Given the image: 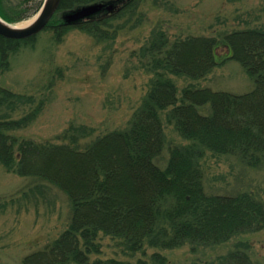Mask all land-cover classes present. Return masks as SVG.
I'll return each instance as SVG.
<instances>
[{"label":"trees","instance_id":"trees-1","mask_svg":"<svg viewBox=\"0 0 264 264\" xmlns=\"http://www.w3.org/2000/svg\"><path fill=\"white\" fill-rule=\"evenodd\" d=\"M34 1L22 0L21 5ZM136 1L61 0L57 11L63 15L90 3L102 6L77 22L63 18L55 31L59 35L65 27L78 25L94 38L107 40L110 33L103 25L132 10ZM0 16L12 22L25 18L27 11L16 18L5 16L0 4ZM55 22L53 16L46 27ZM143 50L144 66L153 77L128 126L84 145L80 140L85 133L71 129L61 143L17 135L41 112L44 100L26 98V105L36 107L15 118L23 97L0 87V166L56 187L71 206L66 228L21 264H176L161 251L221 245L264 228L260 199L246 192L208 194L199 164L207 151L235 156L251 168L264 165V29L180 36L170 42L165 31L156 28ZM228 60L239 63L252 79L251 91L231 94L193 85L180 89L175 82L182 77L204 79ZM165 125L188 144L166 147ZM165 148L168 156L160 167ZM106 238L114 244L113 256L104 254ZM146 251H152L147 260L131 261ZM203 264L253 262L248 248L237 244Z\"/></svg>","mask_w":264,"mask_h":264},{"label":"rangeland","instance_id":"rangeland-1","mask_svg":"<svg viewBox=\"0 0 264 264\" xmlns=\"http://www.w3.org/2000/svg\"><path fill=\"white\" fill-rule=\"evenodd\" d=\"M43 1L23 7L22 0H1L3 15L16 18L26 10L27 16L12 22L0 18L10 26L33 20ZM72 13L57 11L56 24H49L32 38L12 43L0 39V87L22 96L24 102L17 105L15 118L36 107L26 105V98L44 100L36 118L16 133L36 142L61 143L71 129L79 135L85 133L80 140L84 145L125 129L153 77L142 56L156 28L165 31L170 42L180 36L216 37L235 29H264V0H137L132 10L120 12L103 25L110 33L107 40L94 38L78 25L67 26L58 35L55 28ZM175 82L180 89L193 85L231 94H245L254 86L234 60L216 67L204 79L182 77ZM164 134L166 147L188 144L171 125L164 126ZM167 156L165 148L157 162L160 167ZM199 162L208 194L246 192L264 203V165L251 168L235 156L207 151ZM70 213V202L59 189L8 173L0 166V264H21L25 256L42 249L66 228ZM237 244L248 248L253 264H264V228L221 245L194 249L184 245L161 254L176 264H203ZM113 246L110 239L103 241L107 257L115 254ZM146 252L131 261L147 260L152 251Z\"/></svg>","mask_w":264,"mask_h":264},{"label":"water","instance_id":"water-1","mask_svg":"<svg viewBox=\"0 0 264 264\" xmlns=\"http://www.w3.org/2000/svg\"><path fill=\"white\" fill-rule=\"evenodd\" d=\"M61 0H44L35 18L25 27L15 28L0 18V36L11 40H23L41 32L56 13ZM102 5H90L66 15L67 23L77 22L96 13Z\"/></svg>","mask_w":264,"mask_h":264},{"label":"bare ground","instance_id":"bare-ground-1","mask_svg":"<svg viewBox=\"0 0 264 264\" xmlns=\"http://www.w3.org/2000/svg\"><path fill=\"white\" fill-rule=\"evenodd\" d=\"M31 21H32V20H30V21H25V22H21V23H18V24H16V25H14L13 27H15V28H22V27H25V26H27Z\"/></svg>","mask_w":264,"mask_h":264}]
</instances>
